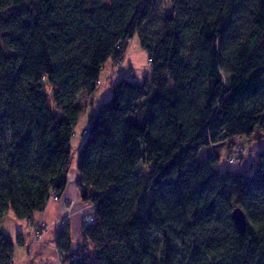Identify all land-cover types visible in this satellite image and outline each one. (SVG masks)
I'll use <instances>...</instances> for the list:
<instances>
[{
  "label": "trees",
  "instance_id": "16d2710c",
  "mask_svg": "<svg viewBox=\"0 0 264 264\" xmlns=\"http://www.w3.org/2000/svg\"><path fill=\"white\" fill-rule=\"evenodd\" d=\"M133 38L150 76L117 79L82 137L79 99ZM77 135L95 224L75 259L60 231L66 264H264V152L250 175L199 157L264 137V0H0V224L60 199ZM22 245L0 230V264Z\"/></svg>",
  "mask_w": 264,
  "mask_h": 264
},
{
  "label": "crops",
  "instance_id": "0c3cea01",
  "mask_svg": "<svg viewBox=\"0 0 264 264\" xmlns=\"http://www.w3.org/2000/svg\"><path fill=\"white\" fill-rule=\"evenodd\" d=\"M146 58V54L140 48L138 38H133L128 45L123 60L127 67L133 69L135 80L138 82L143 81L144 78L149 77L151 74V68L149 70L145 64ZM113 66L114 64L111 62L105 65L104 71L100 76L101 83L96 93L88 99V103L89 101H93V110L86 109L88 114H85V121H87L93 111L97 110L110 97L111 87L116 82V79L113 77ZM85 127L86 124L78 127L77 133L81 132ZM234 139H238L240 146L246 150L244 156L239 157L241 158L239 165L228 167L223 158L229 155V146L231 147ZM82 142L83 140L80 139L79 135L72 140V147L74 149L75 146V149L68 170L67 185L60 200H49L44 210L35 213L31 218L33 222H42L46 226L43 234L45 247H35L29 253L27 247L31 242V236L26 222L18 221L13 214L7 215L1 221L0 230L5 235L9 236L13 242H16L17 238H20L23 242L22 246H16L15 248L13 264H58L53 249L56 247L57 236L60 233L59 222L64 217L68 218L69 239L71 242L69 254L73 255L83 250L84 246H87V253L89 255L92 254L89 243L83 240L84 228L82 223V218L84 214L90 212L91 205L81 200L77 187L79 173L77 171L76 155ZM203 152L205 157L219 159V169L221 171L230 170L250 175L256 167V157L264 152V137L247 138L236 136L229 141L210 145ZM68 202H72V205Z\"/></svg>",
  "mask_w": 264,
  "mask_h": 264
},
{
  "label": "built area",
  "instance_id": "2783aa9c",
  "mask_svg": "<svg viewBox=\"0 0 264 264\" xmlns=\"http://www.w3.org/2000/svg\"><path fill=\"white\" fill-rule=\"evenodd\" d=\"M147 63L150 66L151 59H147ZM114 72H115L114 76H115L116 80L119 78L120 79H127V80L133 79V74L128 69V67L125 68L123 61L116 63ZM86 134H87V129H85L81 132L82 137L86 136ZM244 151L245 150L240 145L232 148L231 149L232 154L230 153L231 157H228L227 162L233 163L234 157L237 158V157L243 155V153L245 154ZM50 200L59 201L60 199L55 194L51 193ZM68 203L70 205H72V202H68ZM82 223H83L84 229H91L94 226L95 220H94V217L92 214V206L90 208V212L84 214V216L82 218ZM26 225L28 227V230H29L30 236H31V242H30L29 246L27 247V251L29 253H31L35 247H40V248L45 247L46 244L43 241V234H44V231L46 229L45 224L42 222H36L35 223L32 221V219H29L26 221ZM59 228H60V231H64L65 233L69 232L68 218L67 217H64L60 220ZM53 250L55 253L57 263L58 264H66L65 260H66L67 255L64 252L59 251L56 247ZM75 258H76L75 254H73L72 259H75Z\"/></svg>",
  "mask_w": 264,
  "mask_h": 264
},
{
  "label": "rangeland",
  "instance_id": "374dc122",
  "mask_svg": "<svg viewBox=\"0 0 264 264\" xmlns=\"http://www.w3.org/2000/svg\"><path fill=\"white\" fill-rule=\"evenodd\" d=\"M124 57H125V55H124ZM124 59V58H123ZM123 61V63H124V60H122ZM145 64H146V67L150 70V67H149V65H147V63H146V61H145ZM115 65H116V63L114 64V67H113V70L115 69ZM124 65H125V68L127 67V65L124 63ZM128 69L131 71V73L133 74V76H134V73H133V69H131V68H129L128 67ZM114 74H115V72H113V77L115 78V76H114ZM79 106H80V108L84 111V110H86V109H88V108H86L87 107V101L85 100V98H80L79 99ZM85 112V111H84ZM85 124V120H84V118H83V116L81 117V119L79 120V123H78V127H81V126H83ZM81 132H79V135H81L80 134ZM80 137V136H79ZM240 142H239V140L238 139H234V141H232V144H231V147L229 146V155L228 156H226V157H224L223 158V160L226 162V165L228 166V167H232V166H235V165H239L240 164V162H241V158H239V157H241V156H239V157H237V158H235L234 157V161H233V163H228L227 162V159H228V157H231V155H230V153H231V149L232 148H234V147H236V146H239L240 144H239ZM74 149H75V146H74ZM246 150V149H245ZM245 152V151H244ZM232 154V153H231ZM204 156V152H202V153H200V156L199 157H203ZM243 156H244V153H243ZM79 192H80V190H79Z\"/></svg>",
  "mask_w": 264,
  "mask_h": 264
},
{
  "label": "water",
  "instance_id": "95a60500",
  "mask_svg": "<svg viewBox=\"0 0 264 264\" xmlns=\"http://www.w3.org/2000/svg\"><path fill=\"white\" fill-rule=\"evenodd\" d=\"M232 220L237 232L240 235H243L246 227V219H245V215L240 209H235L232 212Z\"/></svg>",
  "mask_w": 264,
  "mask_h": 264
}]
</instances>
